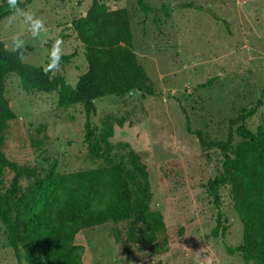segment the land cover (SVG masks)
I'll return each instance as SVG.
<instances>
[{
  "label": "rangeland",
  "instance_id": "obj_1",
  "mask_svg": "<svg viewBox=\"0 0 264 264\" xmlns=\"http://www.w3.org/2000/svg\"><path fill=\"white\" fill-rule=\"evenodd\" d=\"M4 0H0V5ZM24 1V0H18ZM108 10L126 8L131 15L135 52L145 72V85L155 91L144 96L135 90L125 97L107 96L95 101L92 115L99 132L106 122L114 126L113 144L128 143L148 167L153 193L151 209L160 211L166 223L169 251L151 256V248H139L125 240L127 224L108 223L82 231L76 244L85 246L84 264H252L255 235L246 234L238 209L243 187L220 189L218 208L207 184L221 171L216 152L204 150L186 128L201 130L210 141L225 140L230 121L241 109L261 106L247 121L255 132L264 121V0H145L156 13L145 15L137 0H98ZM93 0H34L25 11L42 19L47 29L33 38L22 18L0 22V40L8 50L20 34L24 49H31L25 63L46 68L57 38L61 55L74 54L53 75H61L75 87L87 71L84 46L72 23L84 19ZM195 8L182 9V4ZM167 7L169 17L162 8ZM215 79L207 89L198 86ZM6 97L16 114L6 130L5 154L10 160L37 169L41 177L93 170L103 161L91 159L84 143L86 113L83 105L58 106V93L27 94L20 78L9 75ZM184 109V111L182 110ZM124 120L123 127L117 125ZM235 143L241 139L235 134ZM117 149L112 154L123 155ZM12 174L0 173V194ZM219 211L224 235L213 236ZM122 231V242L114 239ZM244 246L242 253L228 254L226 247ZM196 253H199L197 255ZM0 264H23L8 245L0 222Z\"/></svg>",
  "mask_w": 264,
  "mask_h": 264
},
{
  "label": "trees",
  "instance_id": "obj_2",
  "mask_svg": "<svg viewBox=\"0 0 264 264\" xmlns=\"http://www.w3.org/2000/svg\"><path fill=\"white\" fill-rule=\"evenodd\" d=\"M34 0L18 1L25 10ZM63 2L64 0H57ZM141 11L156 13L145 0H137ZM182 9L195 8L182 4ZM167 17V7L162 8ZM12 16V10L4 0L0 5V22ZM73 31L84 46L87 71L79 77L75 87L63 76L45 74L44 67L21 62L17 53L7 49L0 40V173L8 170L12 176L5 192L0 194V222L5 227L8 245L23 264H84L85 246L76 244L78 234L108 223L127 224L125 240L139 248L150 247L151 256L169 251L166 223L160 211L151 209L153 193L150 174L141 155L128 143L113 144L114 126L106 122L99 132L92 121L97 111L95 101L107 96L125 97L140 90L143 95L155 91L145 85V72L134 46L131 15L128 9L108 10L93 0L86 17L72 23ZM31 49H24L25 56ZM74 54L61 55V63H69ZM20 78L27 94L40 92L58 93V106L69 108L83 105L86 113L84 143L89 156L103 161L93 170L61 174L54 170L41 177L36 168L10 160L5 154L6 130L16 119L6 97V81L9 75ZM215 79L198 86L209 88ZM261 101L253 107L241 109L230 121L225 140L210 141L201 130L193 131L186 115L187 131L195 135L204 150L216 152L221 171L207 184V192L219 208L220 189L243 187L242 209H238L246 234L255 235L256 246L252 264H264V121L255 132L247 127V121L256 115ZM184 111V109H182ZM123 127L124 120L117 121ZM241 141L235 143L234 135ZM117 149L123 155L112 154ZM222 214L219 211L214 237L224 235ZM117 244L122 242V231L115 230ZM228 254H243L250 261L244 246H227ZM158 264H161L160 262Z\"/></svg>",
  "mask_w": 264,
  "mask_h": 264
},
{
  "label": "clouds",
  "instance_id": "obj_3",
  "mask_svg": "<svg viewBox=\"0 0 264 264\" xmlns=\"http://www.w3.org/2000/svg\"><path fill=\"white\" fill-rule=\"evenodd\" d=\"M7 4L9 8L12 10V16L9 19H13L15 17L22 18L23 22L28 26V30L31 32L33 38H39L41 33H46L47 29L45 27V23L42 19L34 17V15L28 11H25L18 7V0H7ZM63 41L59 38L55 40V43L52 46V50L50 53V63L45 68V74L47 72H55L59 70L60 65V56L62 52L61 45ZM25 41L21 38L20 34H16L12 37V47L11 50L17 53V59L21 62H24L26 59L25 53ZM199 255V253H196ZM207 264H212L210 258H206Z\"/></svg>",
  "mask_w": 264,
  "mask_h": 264
}]
</instances>
